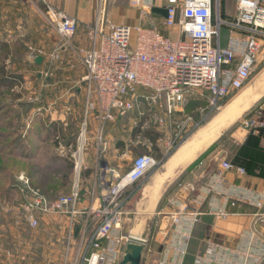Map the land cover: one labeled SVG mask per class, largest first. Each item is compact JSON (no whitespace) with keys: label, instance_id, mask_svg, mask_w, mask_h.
<instances>
[{"label":"built area","instance_id":"built-area-1","mask_svg":"<svg viewBox=\"0 0 264 264\" xmlns=\"http://www.w3.org/2000/svg\"><path fill=\"white\" fill-rule=\"evenodd\" d=\"M129 1L146 13L156 7L154 0ZM104 6L105 0H97L94 48L81 51L87 70L84 81L89 85V96L95 99V113L101 126L99 159L107 150L102 127L115 122L117 117L139 113L142 109L149 114L150 123L169 128L171 155L221 111L230 98L248 86L264 50V0H237L232 19L223 17L221 0H165L163 25L170 31L179 28L178 35L168 36L155 27L106 26ZM48 15L61 38L68 40L76 34V19L52 8H48ZM223 30L229 34L225 47ZM191 101L197 106L188 112ZM92 110L87 104L83 128L72 155L74 179L67 194L51 199L24 175L17 184L19 209L32 230L38 229L45 217H68L65 264L120 263L130 235L126 229L132 218L128 209L130 190L163 164L147 154L136 157L127 172L102 162L96 173L94 198L80 210L88 116ZM263 117L264 99L242 119L238 128L258 133L264 127ZM235 168L230 162L221 163L217 174L221 188L224 173ZM237 171L246 174L244 169L237 168ZM211 192L209 189L208 193ZM231 196L233 201L228 203L231 207L242 203L264 211V191L257 195L233 193ZM211 213L226 216V206ZM80 215L85 217V222L70 263L72 238ZM165 215L170 216L175 234L159 264H183L191 229L201 213L180 204L176 212ZM152 263L146 253L143 264Z\"/></svg>","mask_w":264,"mask_h":264},{"label":"crops","instance_id":"crops-1","mask_svg":"<svg viewBox=\"0 0 264 264\" xmlns=\"http://www.w3.org/2000/svg\"><path fill=\"white\" fill-rule=\"evenodd\" d=\"M236 1L221 0L224 18L232 19L234 17ZM38 2H41L47 11L48 8H52L78 21L76 34L69 38L67 43L57 53L59 66H57L56 72L58 73V78L53 83V86L51 85L52 87L57 86V89H65L64 92L68 89L69 92L66 93L67 100L61 99L60 101L44 105L45 108H49L51 111H58V118L47 116L49 119L51 118V121L47 122L43 119L44 126L42 124L43 132H41L45 134L47 129L53 126L59 135L65 137L67 133H70V137L76 138V142L60 148L63 150H76L77 141L83 128L87 104H90V108L93 109L92 112H89L86 134L87 146L84 155L83 198L79 205L80 210H82L89 206L94 198L96 173L102 162L120 172H127L134 160L131 159V156L139 150L143 152L142 155H152L156 160L162 161V167L170 158L168 150L170 138L158 137L145 131L146 128H152L150 127L152 125L148 128L147 124L150 123V117L146 110L144 112L140 111L138 114L131 113L125 117H117L115 122L102 127V137L104 142H106L107 150L102 153L99 159V152H102L98 146L101 126L95 113V99L89 96V85L84 81L87 70L83 64V56L81 54L82 50L90 51L94 48L95 37L93 29L98 17L97 0H38ZM154 4L156 7L152 9L151 13H146L142 8L133 7L129 0H105V6L102 9L105 25L155 27L166 36L178 35L175 30L170 31L164 27L163 21L165 17L163 15L154 12L155 9H164L165 0H154ZM229 4H232L231 7ZM232 6L234 8L233 13L231 12ZM223 33L227 34L225 39H223ZM228 36V31L223 30L222 45L224 47L228 45ZM262 55V60H264V50ZM49 61V59H46L42 69H45ZM263 73L264 69L258 77ZM196 106L197 103L191 101L186 110L190 112ZM66 111L69 112L67 113ZM141 113L145 115H141ZM126 119L127 121H125ZM159 130L164 134L169 128L162 127ZM248 135V132L235 128L229 135L232 147L226 151L217 152V146L223 139L222 137L215 146L194 162L162 195L154 217L163 215V213H174L178 210L180 204H186L191 209L201 213L199 221L191 229L183 264H264V211L248 204L240 203L237 207H231L228 204L233 201L230 198L233 193L250 196L263 192L264 179L247 174L243 175L237 171L238 167H236L234 170L224 173V185L222 188L217 181L221 163L225 161L232 163ZM140 148L143 150H140ZM175 152L176 150L171 156ZM221 153H223V156L211 165ZM161 167L147 179L131 188L128 209L132 213V218L136 216V202L142 195L146 185L154 178ZM205 174L206 176H204ZM209 189H212L211 193H208ZM224 206L227 209L226 216H216L211 213L213 210H221ZM164 218L169 219V229L166 232H161V229H159L158 233L153 232L154 234L152 235L150 233L146 249V253L152 258L153 263L157 262V264L163 259L165 250L172 242L175 234L174 225L171 223L170 217ZM84 222L85 217L80 215L77 218L72 238V244L76 245V249L79 245L80 231ZM40 230L49 235L53 232L57 233L58 231L59 233V231H62L63 235L67 233L68 237L69 219L68 217H45L40 227L34 231Z\"/></svg>","mask_w":264,"mask_h":264},{"label":"rangeland","instance_id":"rangeland-1","mask_svg":"<svg viewBox=\"0 0 264 264\" xmlns=\"http://www.w3.org/2000/svg\"><path fill=\"white\" fill-rule=\"evenodd\" d=\"M231 5L229 4L230 7ZM231 12H234L233 6ZM178 31L179 28H176L175 32L179 33ZM223 35L225 39L227 34ZM66 43L67 40L61 38L55 30L45 6L38 0H0V77L3 65H6L9 75L22 76V81L16 82L10 90L8 87L0 88V172L3 176L7 175L8 179L11 178L7 181L8 184L12 182L18 184L21 175L31 178L38 187L36 189L41 192L43 190L51 199L67 194L74 179L73 170H70L68 164L69 159L73 161L72 155L75 150L61 149L60 147H65L63 138L62 142L58 141L57 144L56 138L46 137L41 128L44 126L43 119L47 122L54 116L58 118V111H51L44 105L61 99L67 100L68 89L64 92L65 89L52 87L58 78L57 53ZM262 52L263 50L259 56L257 70L248 86L230 98L211 120L242 95L263 71ZM38 58L43 60L40 65L36 62ZM46 59L50 61L45 69H42ZM141 112H144L143 109ZM240 121L221 139L217 152L232 147L229 135L235 128L239 129ZM147 125L148 128L152 125L150 126L152 128H146L147 133L171 138L169 131L163 134L159 130L162 129L160 125L155 123ZM34 128L35 131L38 130L37 133L28 136ZM67 135L69 137L70 133ZM23 139L25 143L20 148L19 143ZM180 147L181 145L174 151ZM142 153L138 150L131 159ZM61 158L65 159V163L59 161ZM3 186L7 187L0 178V190ZM13 198L12 201L7 198L0 199V264H65L69 235L68 237L67 233L63 235L62 231L49 235L43 230L29 229L19 209L20 194L13 195ZM167 216L170 217L165 214L154 217L151 235L153 232H159L164 217ZM133 220L134 218L130 219L127 232H131ZM168 229L169 226L161 232ZM75 246L73 243L70 249V263L76 250Z\"/></svg>","mask_w":264,"mask_h":264},{"label":"water","instance_id":"water-1","mask_svg":"<svg viewBox=\"0 0 264 264\" xmlns=\"http://www.w3.org/2000/svg\"><path fill=\"white\" fill-rule=\"evenodd\" d=\"M154 12L166 17V10L155 9ZM37 59V64L42 63ZM264 99V73L239 97L233 100L220 114L207 125L199 129L183 146H181L161 167L154 178L146 185L142 195L135 204L134 217L129 241L119 264H143L152 230L154 213L166 193L183 173L208 152L224 135L244 119ZM236 105V106H235ZM235 106L225 116L226 111ZM240 121V122H241ZM207 134V138L201 136ZM213 135H215L213 137ZM195 144V145H194ZM194 145V147H192ZM192 147V148H191ZM223 156L221 153L212 163ZM207 174V172H206ZM206 174L204 176H206ZM169 219L164 218L161 230L168 226ZM154 264H157L155 262Z\"/></svg>","mask_w":264,"mask_h":264},{"label":"trees","instance_id":"trees-1","mask_svg":"<svg viewBox=\"0 0 264 264\" xmlns=\"http://www.w3.org/2000/svg\"><path fill=\"white\" fill-rule=\"evenodd\" d=\"M2 76L0 77V88L1 87H8L9 90L16 85V82L22 81V76H15V75H9L6 70V65H3L1 69ZM36 128H34L30 133H28V136L37 133L38 130L35 131ZM39 133V132H38ZM41 133V131H40ZM46 137H53L56 138V143L58 144V141L63 140V143L65 145H71L74 142H76V138H71L70 136L66 135L65 137L63 135H59L56 129L53 126H50L47 131L45 132ZM63 138V139H62ZM62 139V140H61ZM65 140H67L65 142ZM23 142V143H22ZM25 143V140H21L19 143V147L21 148L22 145ZM65 159L61 158L59 161L61 163H65ZM233 166L244 169L246 174L253 177H258L260 179H264V127L261 128L258 132V134H255L254 132H250L247 139L245 140L244 144L239 148V151L237 155L234 157L231 163ZM70 170H73V161L69 159L68 164ZM0 178L1 181L6 183L7 187L3 186L2 190H0V199H10L12 201L13 195L17 193V183H11L8 184L7 181L10 179L7 178V175L3 176V174L0 172ZM31 179V178H30ZM32 185L35 188H38L35 186L33 180L31 179ZM42 193H44L46 196L49 197L47 193H45L42 190ZM50 198V197H49Z\"/></svg>","mask_w":264,"mask_h":264},{"label":"bare ground","instance_id":"bare-ground-1","mask_svg":"<svg viewBox=\"0 0 264 264\" xmlns=\"http://www.w3.org/2000/svg\"><path fill=\"white\" fill-rule=\"evenodd\" d=\"M235 106H236V105H235ZM235 106L229 108V109L226 111L225 116H227V115L231 112V110H232L233 108H235ZM214 136H215V135H213V137H214ZM207 137H208L207 134H204V135L201 136L202 139H205V138H207ZM194 145H195V144H194ZM194 145H193L192 147H194ZM192 147H191V148H192Z\"/></svg>","mask_w":264,"mask_h":264}]
</instances>
